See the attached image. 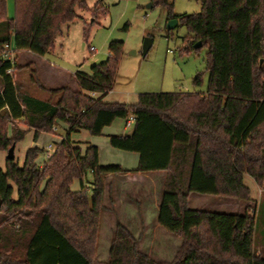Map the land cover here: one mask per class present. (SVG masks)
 Here are the masks:
<instances>
[{
	"label": "trees",
	"instance_id": "16d2710c",
	"mask_svg": "<svg viewBox=\"0 0 264 264\" xmlns=\"http://www.w3.org/2000/svg\"><path fill=\"white\" fill-rule=\"evenodd\" d=\"M199 1L201 11L188 14H177L173 0H153V5L189 29L183 50L208 47L206 93L144 92L136 103L104 101L117 79L122 40L109 42V56L91 73H74L78 92L69 86L46 89L37 66L0 58V151L17 146L28 130L35 129L37 137L53 131L58 121L68 125L42 167L37 159L44 149L38 146L26 151L22 164L8 158L6 167L0 166V264H159L139 249L138 238L120 220L109 260L92 258L107 176L154 171L167 173L159 224L182 239L170 264H264V248L254 250L257 222L249 207L240 214L189 206L193 192L251 200L245 175L264 185V0ZM77 6L84 8L86 0H15L9 18L7 0H0L6 27L0 50L13 42L18 51L45 56L61 26L77 19ZM98 12L95 5L92 13ZM9 69H30V82L51 97L30 94ZM202 78L197 74L194 83L201 85ZM130 115L132 132L109 139L111 146L139 154L134 169L102 164L98 146L83 149L71 140L80 129L100 135ZM89 173L92 187L84 181ZM75 179L78 191L71 188Z\"/></svg>",
	"mask_w": 264,
	"mask_h": 264
},
{
	"label": "rangeland",
	"instance_id": "374dc122",
	"mask_svg": "<svg viewBox=\"0 0 264 264\" xmlns=\"http://www.w3.org/2000/svg\"><path fill=\"white\" fill-rule=\"evenodd\" d=\"M173 2V10L177 14L201 11L199 0H173ZM151 3L153 0H86L84 8L77 6V19L62 25V31L54 43L55 50L50 51L46 56L47 60L66 72L63 75L52 76L53 84L78 88L74 73L78 69L90 73L94 64L104 61L109 56V42L122 40L125 46L114 84V89L117 91L115 96L120 102L127 99L128 102H137L139 96L144 92L198 91L206 93L210 76L206 57L208 47L206 45L200 49L190 47L187 52L183 50L186 47L184 40L189 34V29L178 23L175 28L169 30L166 26L168 12L157 4L149 7ZM95 5L99 8V14L92 13ZM14 12L15 0H7L9 18L14 17ZM1 27L3 32L0 35L6 32L5 23L0 22ZM146 37L152 38L153 46L146 55H143V42ZM84 41L89 45L96 46L97 51L90 52L83 45ZM200 73L203 75L202 83L196 85L194 79ZM13 77L15 79L14 72ZM45 93L47 97H51L50 93ZM132 122L133 125L127 128L126 120L118 118L113 124V130L124 132V134L131 133L135 125L134 120ZM59 123L64 126L63 123ZM16 125L24 127L23 123L19 121ZM9 126L13 127L12 124ZM66 126L58 128L57 132H42L39 140L42 147L43 145L47 147L50 142L58 141L59 138L56 134L65 135ZM109 131L110 129L106 128L102 134L93 136L87 130H83L80 133L73 132L71 138L76 142L92 137V139L100 141L102 163H115L121 164L125 168H136L139 163V154L111 146ZM33 136L34 131L28 130L25 137L17 143L16 158L21 163L24 162L25 153L33 143ZM7 153L8 151H0V166L3 168L6 167ZM161 176H154V181L157 183L163 178L164 182L167 173L165 172ZM91 180L92 173H89L84 181L87 183ZM114 181L115 179L112 181V185ZM246 182L251 185V193L255 198H258V201L248 204L250 200L193 192L195 196H205L204 199L210 203L207 204L204 202L205 200L201 202L193 199L192 207L221 213L240 214L249 207V212L256 217L257 222L254 250L258 254L264 248V189L263 195L260 196L259 188L255 186L256 182L250 176H246ZM122 183H124L122 192L125 203L121 206V211H118L117 202L111 189L110 197L106 201V211L104 210L101 216L99 236L95 253L92 255L93 260L98 263L109 260V248L114 237L116 221H121L119 216L121 213L125 223L121 222L138 238L139 249L159 264H170L179 251L182 239L179 235L168 232L163 226H157L158 223L155 219L156 198L163 187H158L150 192L147 186H151L153 182L149 178L135 179V181L129 179ZM71 188L74 191L80 189V180L75 179ZM126 197L129 201L135 202V211L131 210L133 209L131 202L126 201ZM111 200L114 203L110 202ZM225 200H233L231 202L234 203L231 204ZM215 201L220 202L215 203ZM127 203H129L128 206Z\"/></svg>",
	"mask_w": 264,
	"mask_h": 264
},
{
	"label": "crops",
	"instance_id": "0c3cea01",
	"mask_svg": "<svg viewBox=\"0 0 264 264\" xmlns=\"http://www.w3.org/2000/svg\"><path fill=\"white\" fill-rule=\"evenodd\" d=\"M62 27V26H61ZM62 31V30H61ZM3 32L2 31V28H0V33ZM58 36V35H57ZM56 40V39H55ZM56 47V46H55ZM55 47L51 50H49L45 56H39L35 53H33L32 51H18V53L16 54V63H18L19 66H26V65H36L37 66V69H38V78H40V81L42 83V85L46 88V89H56V88H62L63 86H66V85H63V86H58V85H54L53 84V77L52 76H55V75H63L65 74L66 72L64 71V69L62 68H58L53 62L49 61L46 59V56L48 55V53L50 51H54L55 50ZM91 73V72H90ZM14 76H15V80H17L18 82L22 83L25 88L29 91L30 94H33L34 96L38 97V98H41V99H44V100H48L50 97H47V94L41 90H39L36 86H34L30 80V76H31V72L29 69H18V70H15L14 72ZM76 82V86L78 87V84H77V81L75 80ZM116 83V82H115ZM75 85V84H73ZM3 87V83L0 79V88ZM73 90L75 91H78L79 90V87L78 88H74V86L71 87ZM117 93V91H115L114 89V86L111 90V92L104 98V101L106 102H120L118 100V98H116L115 94ZM94 95H99V93H95ZM121 103H132V102H128V99L126 101H122ZM133 103H136V102H133ZM121 119V118H120ZM117 120V119H116ZM115 120V121H116ZM114 121V122H115ZM60 121H58L56 123V126H57V130L56 132L59 130L58 128L60 127H64L65 123L61 122L64 124V126L60 125L59 123ZM113 122V124H114ZM113 124L112 126H109V127H106V128H109L110 131H109V135H112V134H120V135H124V132H118V130H113ZM105 128V129H106ZM68 129V125L66 126V131ZM104 129V130H105ZM83 130H86V129H80V131H77L78 133H80L81 131ZM31 131H34V136H33V143L31 144L30 147H33V146H38L40 148H43L45 149V145H42L40 144V138H41V134L38 135L36 137V130L35 129H32ZM88 131V130H87ZM89 132V131H88ZM56 134V133H55ZM72 134V133H71ZM90 134V133H89ZM108 135V136H109ZM56 136L59 138V140L62 139V137H64L65 135H61V134H56ZM58 140V141H59ZM72 140V138H71ZM58 141H53V142H50V143H53L55 145L56 142ZM75 142V140H73ZM77 144H80V146L83 147V149H86L89 145H96L98 146L99 148V155H100V162H101V147H100V141L98 140H95V139H92V137L88 138L87 140H81V141H76ZM84 143V144H83ZM99 144V145H97ZM18 145V144H17ZM16 149H17V146H16ZM16 149H15V158L17 157L16 155ZM39 158L37 159V162L40 164V166H43L44 162L47 160V158L45 157L44 155V151L42 154H40L38 156ZM17 159V158H16ZM21 163V162H20ZM102 163V162H101ZM22 164V163H21ZM102 164H106V163H102ZM121 165V164H120ZM122 166V165H121ZM122 168L124 170H129V169H134V168H125L122 166ZM165 174L164 171H154V172H146L145 174L143 173H139V172H129V173H119V174H110L107 176L106 180H105V183H104V187H105V191H104V197H103V203L105 205V211H106V208H107V204H106V201L108 200V198L110 197V193H111V189L113 190V197L114 199L116 200L117 202V207H118V211H121V206L125 203L123 202V192H122V185H124V183H122V181H129V179H133L135 181V179L137 180H140V179H145V178H149L153 184L151 186H147L148 189H150V192H152V190L154 189H158L163 187V178L160 179V181H154V176H163ZM161 176V177H162ZM246 176H249V175H245V178H244V181L246 182ZM115 179V181L113 182V185L111 184L112 181ZM253 180V179H252ZM255 182V181H254ZM246 184L250 187V189L252 190V187L250 184H248L246 182ZM255 186H257L259 188V195L262 196L263 195V189H264V185L263 186H260L257 182L255 184ZM81 189V188H80ZM80 189H77L75 191H78ZM161 192L162 190L160 191L158 197L156 198V201H157V205H156V209H155V219L157 221V226L159 224V217H158V213H159V209H160V204H161V201H160V197H161ZM194 195V196H193ZM194 197V198H193ZM205 196H202V195H197L195 196L194 193H192L190 196H189V206L193 209V208H197V209H200V207H192V201L193 199L196 200V201H201L203 202H206L207 204L210 203V201L204 199ZM128 200V202L130 203L131 202V205H132V208L131 209L132 211H135V202H133V200H130L128 199V197H126V201ZM226 202L228 203H231L233 204L234 202H231L233 200H225ZM224 201V202H225ZM255 201H258V198H255L254 194L251 193V200L248 201V204L249 203H252V202H255ZM220 201H215V203H218ZM129 203H127V206L129 205ZM247 206V205H246ZM206 211H213V210H206ZM104 212V211H103ZM126 212V211H124ZM120 218H121V221L123 223H125L123 221V218H122V214L120 213ZM161 227V226H160ZM159 228V227H157Z\"/></svg>",
	"mask_w": 264,
	"mask_h": 264
},
{
	"label": "built area",
	"instance_id": "2783aa9c",
	"mask_svg": "<svg viewBox=\"0 0 264 264\" xmlns=\"http://www.w3.org/2000/svg\"><path fill=\"white\" fill-rule=\"evenodd\" d=\"M83 45L89 49L90 52H94L97 51L96 46L93 45H89L86 41H84ZM3 48L0 50V58L2 59H6V60H10L12 63L15 62L16 59V54L18 53V49L15 47V45L10 42V43H5L3 46ZM14 70L13 69H9L8 73L13 74ZM96 93V92H95ZM135 117L134 115H130L127 119H126V127H130L133 125L132 120H134ZM57 130V126L53 127V131ZM55 149V145L53 143H49V145L47 147H45L44 149V155L47 158V160L49 159V157L53 154ZM42 167V166H41ZM86 185L88 187H92V184L90 181H88L86 183Z\"/></svg>",
	"mask_w": 264,
	"mask_h": 264
},
{
	"label": "water",
	"instance_id": "95a60500",
	"mask_svg": "<svg viewBox=\"0 0 264 264\" xmlns=\"http://www.w3.org/2000/svg\"><path fill=\"white\" fill-rule=\"evenodd\" d=\"M153 6V3H151L149 5V7H152ZM179 21H178V18H172L171 20H168L167 22V28L169 30H172L173 28H175L177 25H178ZM144 45H143V55H146L148 53V51L150 50V48L153 46V40L152 38L150 37H146L145 40H144ZM198 47H201L202 46V42H199L197 44ZM264 61L261 60V63H263ZM15 149H16V146H12L9 150H8V153H7V158L11 159V160H14L16 159L15 158ZM2 200L0 198V208L2 207Z\"/></svg>",
	"mask_w": 264,
	"mask_h": 264
}]
</instances>
